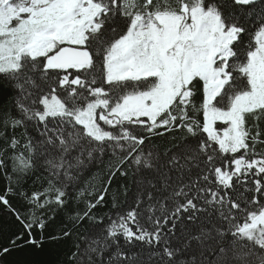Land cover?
I'll list each match as a JSON object with an SVG mask.
<instances>
[{
    "label": "snow or ice",
    "instance_id": "6c2138e0",
    "mask_svg": "<svg viewBox=\"0 0 264 264\" xmlns=\"http://www.w3.org/2000/svg\"><path fill=\"white\" fill-rule=\"evenodd\" d=\"M0 184V264H264V0H0Z\"/></svg>",
    "mask_w": 264,
    "mask_h": 264
},
{
    "label": "trees",
    "instance_id": "16d2710c",
    "mask_svg": "<svg viewBox=\"0 0 264 264\" xmlns=\"http://www.w3.org/2000/svg\"><path fill=\"white\" fill-rule=\"evenodd\" d=\"M0 186H2V184H0ZM15 257H11V258H9V259H14Z\"/></svg>",
    "mask_w": 264,
    "mask_h": 264
}]
</instances>
